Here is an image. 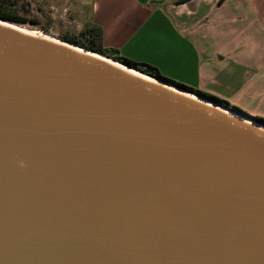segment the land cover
Here are the masks:
<instances>
[{
    "label": "water",
    "instance_id": "95a60500",
    "mask_svg": "<svg viewBox=\"0 0 264 264\" xmlns=\"http://www.w3.org/2000/svg\"><path fill=\"white\" fill-rule=\"evenodd\" d=\"M14 24L0 264H264V124Z\"/></svg>",
    "mask_w": 264,
    "mask_h": 264
},
{
    "label": "crops",
    "instance_id": "0c3cea01",
    "mask_svg": "<svg viewBox=\"0 0 264 264\" xmlns=\"http://www.w3.org/2000/svg\"><path fill=\"white\" fill-rule=\"evenodd\" d=\"M103 46L264 118V0H54Z\"/></svg>",
    "mask_w": 264,
    "mask_h": 264
},
{
    "label": "rangeland",
    "instance_id": "374dc122",
    "mask_svg": "<svg viewBox=\"0 0 264 264\" xmlns=\"http://www.w3.org/2000/svg\"><path fill=\"white\" fill-rule=\"evenodd\" d=\"M0 9L23 18V23H13L29 31L67 42L71 39L87 42L86 24L69 8L57 7L54 0H0ZM170 80L193 89L190 83Z\"/></svg>",
    "mask_w": 264,
    "mask_h": 264
},
{
    "label": "trees",
    "instance_id": "16d2710c",
    "mask_svg": "<svg viewBox=\"0 0 264 264\" xmlns=\"http://www.w3.org/2000/svg\"><path fill=\"white\" fill-rule=\"evenodd\" d=\"M0 18L1 19H4V20H8V21H11V22H17V23H23L24 19L15 15V14H11V13H8V12H5L3 10L0 9ZM102 31H101V28L99 27H95V26H91V27H88L87 28V42L85 43H82L78 40H75V39H71V40H68L69 42L71 43H74L76 45H79V46H82V47H85V48H88L89 50H92V51H95L101 55H104V56H107L109 58H112L113 60L115 61H118L120 63H123L127 66H130L132 68H135L145 74H148V75H151L153 77H157V78H160L161 80L167 82V83H170V84H174L182 89H185V90H189V88H186L184 85L182 84H175L173 81H171L170 79L162 76L159 72V70L152 66V65H149V64H143V63H140V62H136L134 60H131L129 58H126V57H123L119 54L118 51L116 50H111V49H106L104 48L103 46V41H102ZM198 94H200L201 96L207 98V99H210L214 102H217L219 104H224V105H229L228 103H226L225 101L219 99L218 97L214 96V95H211V94H208V93H205V92H201V91H198ZM256 120L262 124H264V118H258L256 117Z\"/></svg>",
    "mask_w": 264,
    "mask_h": 264
},
{
    "label": "bare ground",
    "instance_id": "6f19581e",
    "mask_svg": "<svg viewBox=\"0 0 264 264\" xmlns=\"http://www.w3.org/2000/svg\"><path fill=\"white\" fill-rule=\"evenodd\" d=\"M14 26L17 27L19 30H21V31H23V32H26V33H29V34L42 36V37H44V38H46V39L53 40V41H60V40H58V39H53V38H51V37H49V36H47V35H44L43 33H40V32L29 31V30H27V29H25V28H22L21 26H18V25H16V24H14ZM131 70H132V69H131ZM132 72H134V73H136V74H141V75L145 76V78H151V77H149V75H146V74H144V73H140V72H138V71H136V70H132ZM151 80H155V79L151 78ZM156 82H158V81H156ZM187 94H188V93H187ZM189 94H190V93H189ZM191 96H193L194 98H196V99H198V100H201V101H203V102H207V103L210 104L209 101H204L203 99H201V98L198 97L197 95H193V94H191ZM225 110H227V109L225 108ZM227 111H228V110H227ZM229 112H231V111H229ZM231 113H232L233 115H235V116H239V117H241V115H239V114L236 113V112H231ZM247 121L250 122V123H252V124H256V123H255L254 121H252L251 119H247ZM259 126H261V125H259ZM261 127H263V126H261Z\"/></svg>",
    "mask_w": 264,
    "mask_h": 264
}]
</instances>
